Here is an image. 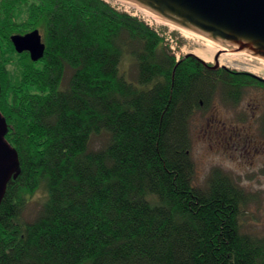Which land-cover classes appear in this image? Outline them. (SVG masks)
Here are the masks:
<instances>
[{
  "label": "trees",
  "instance_id": "obj_1",
  "mask_svg": "<svg viewBox=\"0 0 264 264\" xmlns=\"http://www.w3.org/2000/svg\"><path fill=\"white\" fill-rule=\"evenodd\" d=\"M35 29L38 61L11 42ZM0 86L20 160L0 205V264H264V235L240 223L244 191L219 169L194 185L190 133L217 96L236 104L263 81L177 62L164 37L104 0H0Z\"/></svg>",
  "mask_w": 264,
  "mask_h": 264
},
{
  "label": "rangeland",
  "instance_id": "obj_2",
  "mask_svg": "<svg viewBox=\"0 0 264 264\" xmlns=\"http://www.w3.org/2000/svg\"><path fill=\"white\" fill-rule=\"evenodd\" d=\"M104 1L151 24L160 36L165 37V44L177 62L194 54L193 50L199 46L198 38L187 36L180 29L158 20L153 14L136 13L137 9L128 2ZM208 64L214 65L215 62L213 60ZM224 66L237 72H250L252 68L262 67V71L256 75L258 79H264V65L261 66L260 60L251 54H242L240 60L232 65H220ZM120 72L128 81L135 82L136 67L129 55L122 59ZM190 133L191 157L195 165L194 185L205 186L215 169L228 174L248 197L241 206L243 232L264 235V87H246L236 104L224 102L220 95L217 96L209 107L194 113ZM106 140V134H99L93 137L91 146L99 148ZM45 197L44 187L26 197L21 214L23 221H31L36 217Z\"/></svg>",
  "mask_w": 264,
  "mask_h": 264
},
{
  "label": "water",
  "instance_id": "obj_3",
  "mask_svg": "<svg viewBox=\"0 0 264 264\" xmlns=\"http://www.w3.org/2000/svg\"><path fill=\"white\" fill-rule=\"evenodd\" d=\"M123 1L136 4L170 23L222 44L230 51H243L264 59V0ZM11 42L18 53L28 52L32 61L40 60L45 54L46 44L38 29L26 34H13ZM190 56L196 57L210 69L220 67L219 53L214 56V65H209L195 54ZM7 130L6 119L0 113V205L8 183L20 173L19 154L5 140Z\"/></svg>",
  "mask_w": 264,
  "mask_h": 264
},
{
  "label": "bare ground",
  "instance_id": "obj_4",
  "mask_svg": "<svg viewBox=\"0 0 264 264\" xmlns=\"http://www.w3.org/2000/svg\"><path fill=\"white\" fill-rule=\"evenodd\" d=\"M127 2V1H125ZM129 5L134 6L137 11L136 13L139 11L143 14L145 13H150L149 11H147L146 9L137 6L136 4L130 3L128 2ZM151 14V13H150ZM155 18H157L158 20H161L165 23H168L170 25H172L175 28L180 29L182 32H184V34H186L187 36H194L196 38H198V47L195 48L193 50V53L198 56L199 58H201L202 60H204L205 62H211L214 60V56L215 54L219 53V64L220 65H232L235 63V61H239L240 60V56L242 54H248L246 52L243 51H230L228 48H226L224 45L213 42L212 40H210L209 38H206L204 36H201L193 31L187 30L185 28H182L176 24L170 23L162 18H160L159 16L153 15ZM253 56V55H252ZM254 57V56H253ZM258 60H260L261 66L264 65V59L257 57ZM252 71V73L257 74L260 73L262 71V67H255L252 68L250 70V72Z\"/></svg>",
  "mask_w": 264,
  "mask_h": 264
},
{
  "label": "flooded vegetation",
  "instance_id": "obj_5",
  "mask_svg": "<svg viewBox=\"0 0 264 264\" xmlns=\"http://www.w3.org/2000/svg\"><path fill=\"white\" fill-rule=\"evenodd\" d=\"M220 68H223V67H220ZM224 68H226V67H224ZM227 69H229V68H227ZM252 76V75H251ZM255 79H257L258 81L260 80V79H258V78H255ZM260 81H262V80H260ZM264 82V81H263Z\"/></svg>",
  "mask_w": 264,
  "mask_h": 264
},
{
  "label": "built area",
  "instance_id": "obj_6",
  "mask_svg": "<svg viewBox=\"0 0 264 264\" xmlns=\"http://www.w3.org/2000/svg\"><path fill=\"white\" fill-rule=\"evenodd\" d=\"M151 26V24H149ZM163 35V34H162Z\"/></svg>",
  "mask_w": 264,
  "mask_h": 264
}]
</instances>
